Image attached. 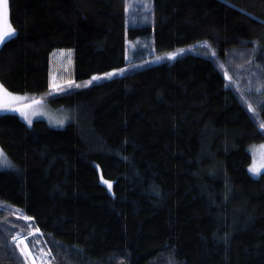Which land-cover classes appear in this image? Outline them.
<instances>
[{"label":"trees","instance_id":"obj_1","mask_svg":"<svg viewBox=\"0 0 264 264\" xmlns=\"http://www.w3.org/2000/svg\"><path fill=\"white\" fill-rule=\"evenodd\" d=\"M6 3L0 85L69 119L0 111V264L28 235L3 207L32 217L50 264H264V173L248 172L264 89L233 84L245 52L264 71V0H149L130 25L126 0ZM57 49L71 82L50 94Z\"/></svg>","mask_w":264,"mask_h":264},{"label":"rangeland","instance_id":"obj_2","mask_svg":"<svg viewBox=\"0 0 264 264\" xmlns=\"http://www.w3.org/2000/svg\"><path fill=\"white\" fill-rule=\"evenodd\" d=\"M148 1L149 0H126L128 15L126 16L127 23L130 25L133 22L135 10L137 11L140 19L143 16L147 15L148 12ZM6 0H0V30H3L5 26L4 19V4ZM7 4V3H6ZM133 17V18H132ZM135 20V19H134ZM7 23H8V12H7ZM2 43H0L1 45ZM133 44H127V58H131V54L133 52V48L135 47ZM240 61V65L237 66L238 72L234 76L233 84L234 86L244 95V91L249 92L253 95V100L256 98H260L261 94L258 93L264 89V71L254 63L252 58H249V53L245 52L242 56L236 57ZM71 63H72V51L70 49H57L51 55V70H50V83H51V93L60 92L62 87L69 85L71 82ZM244 84L245 87L241 85ZM55 85V87L53 86ZM242 87V88H241ZM59 88V89H58ZM10 93V92H9ZM14 96L20 97L19 105H14V108L10 109L9 112L17 113L27 124H29L28 120L21 115V112L16 109H24L27 112L29 119L34 121L36 119L45 120L50 126L54 128L63 127L69 119L68 111L66 109H54L48 105L45 100L42 99H27L26 96L21 94L12 93ZM258 94V95H256ZM5 102V98L3 97V93L0 92V106H3ZM17 101L11 102V104L16 103ZM10 104V105H11ZM21 104V105H20ZM62 122V123H61ZM251 155V163L248 167L249 174L257 178L259 175L264 173V142L253 144L249 146L248 149ZM0 152H2L0 150ZM3 159V157H0ZM2 165V164H1ZM255 166L258 171L252 172L250 168ZM1 212L10 216V222H7L6 233L11 228L12 224H25L28 229V235L32 239V236L29 235L32 233V224L30 221H26L23 215L16 209L5 208L1 209ZM21 235L18 231L10 232L7 236V245L11 248V244L13 243L12 237L14 235ZM14 244V243H13ZM30 248L32 247L29 245ZM40 248H43L39 242V245L35 248H32L33 256L36 257L35 264H50V259L48 258V251L40 252ZM17 257L19 258L20 264H32L30 260L25 261L24 257L21 255L19 249L17 248ZM14 251V249H12ZM19 253V255H18ZM20 257L23 259H20Z\"/></svg>","mask_w":264,"mask_h":264},{"label":"snow or ice","instance_id":"obj_3","mask_svg":"<svg viewBox=\"0 0 264 264\" xmlns=\"http://www.w3.org/2000/svg\"><path fill=\"white\" fill-rule=\"evenodd\" d=\"M4 19H5V26H4L3 30H0V43H3L6 39L15 35V30L12 28V26L9 23H7V4L6 3L4 4ZM173 56H174V54H169V58H172ZM157 59H160V57H157ZM105 75L111 76L112 73H105ZM99 78L100 77H93V79H99ZM53 86L55 87V85H53ZM0 92L3 93V97L5 98V102L3 104L4 107H9L11 102L18 101L21 99L20 97L14 96L12 93H9L6 89L3 88L2 85H0ZM261 106H264V102H261ZM250 107H251V105H249V108ZM16 110L20 111L21 115H23L24 118L26 120H28L29 124H31L32 121L29 119V116H28L27 112L24 111V109H16ZM260 128L264 129V123L260 124ZM0 157H3L2 152H0ZM0 163H2L5 166L8 165L6 158L0 159ZM250 171L255 173L258 171V169L255 166H252L250 168ZM103 183L107 184L109 189H111V187H112L111 182L104 180ZM23 218L26 221L32 220V217L26 216V215ZM36 233H40L39 228H35L34 232L29 234L32 236L31 240H29L27 236H22L19 234L14 235L12 237L13 243L15 244L16 248L19 249V251H20L21 255L24 257L25 261H27L31 258L32 264H35V262H36V257L33 256L32 248H35L39 245V240L36 237ZM40 234L43 235L42 233H40ZM29 245H31L32 247L30 248ZM40 252L43 253L44 249L40 248Z\"/></svg>","mask_w":264,"mask_h":264},{"label":"crops","instance_id":"obj_4","mask_svg":"<svg viewBox=\"0 0 264 264\" xmlns=\"http://www.w3.org/2000/svg\"><path fill=\"white\" fill-rule=\"evenodd\" d=\"M18 104H19V101H17L16 103L11 104L9 107L0 106V111H2V110H10V109L14 108V105L17 106Z\"/></svg>","mask_w":264,"mask_h":264},{"label":"bare ground","instance_id":"obj_5","mask_svg":"<svg viewBox=\"0 0 264 264\" xmlns=\"http://www.w3.org/2000/svg\"><path fill=\"white\" fill-rule=\"evenodd\" d=\"M58 89H59V88H58ZM58 93H59V92H58ZM29 260L32 262V259H31V258H30Z\"/></svg>","mask_w":264,"mask_h":264}]
</instances>
